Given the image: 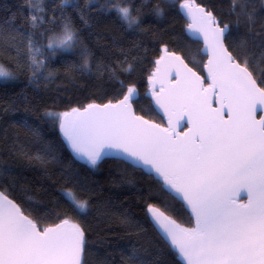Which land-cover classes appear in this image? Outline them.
Masks as SVG:
<instances>
[{
    "label": "snow or ice",
    "instance_id": "obj_1",
    "mask_svg": "<svg viewBox=\"0 0 264 264\" xmlns=\"http://www.w3.org/2000/svg\"><path fill=\"white\" fill-rule=\"evenodd\" d=\"M26 2L31 5L30 23L35 29L43 23L35 14L44 11L42 0ZM69 2L61 0L62 5ZM247 2L230 0V9L238 20L243 16L251 25L253 16L247 11ZM179 6L189 21L187 31L202 40L207 76L197 74L166 45L162 47L148 76V95L163 112L167 126L134 110L137 88L126 85L117 75L118 70H134L133 62L127 59L107 69L109 78L117 80L121 89L115 102L46 111L45 116L58 125L78 159L95 167L104 156L116 155L122 162L146 168L191 210L195 224L184 227L155 206L147 209L158 234L185 264H264V116L256 119L258 110L264 112V86H260L264 79L258 84L246 51L234 55L230 50L226 43L232 39L228 23L195 0H183ZM113 8L130 29L138 25L130 6L117 3ZM155 11L163 15L159 7ZM6 23L0 24V45L16 47L19 53V44H23L29 70L35 74L44 68L36 56L41 48L32 35L12 27V20ZM77 43L75 30L65 22L61 33L48 38L46 47L51 57L57 50L72 51ZM240 46L247 48L246 42ZM81 55V67L87 70L89 53L85 50ZM103 68L97 66L101 74ZM14 78L13 72L0 63V79ZM213 101L218 107H213ZM19 125L33 131L27 120ZM184 127L187 131L179 130ZM5 174L7 170L0 169V176ZM63 195L74 209L87 211L86 200L78 199L70 190ZM126 222L130 223L127 218ZM85 243V233L78 224L65 218L40 227L0 191V264H82ZM126 264L149 262L142 250L133 246Z\"/></svg>",
    "mask_w": 264,
    "mask_h": 264
},
{
    "label": "trees",
    "instance_id": "obj_2",
    "mask_svg": "<svg viewBox=\"0 0 264 264\" xmlns=\"http://www.w3.org/2000/svg\"><path fill=\"white\" fill-rule=\"evenodd\" d=\"M182 2L70 0L62 5L61 0H42L44 11L35 14L43 23L34 29L31 5L26 0H0V24L7 26L6 22L12 20V27L31 34L42 50L37 60L45 64L33 74L27 67L30 61L23 44L17 41L19 53L16 47L0 45V63L15 77L0 79V169L7 170L0 176V191H5L40 227L65 218L78 224L86 241L82 264H126L133 246L142 250L149 264H183L154 228L147 209L155 206L182 226L193 227L184 205L166 192L160 181L126 162L102 159L93 167L75 159L58 125L45 116L46 111L64 112L88 103L115 102L121 89L117 80L109 78L107 69L127 59L133 62L134 70H118L117 75L126 85L136 86V113L164 125L146 96L148 76L162 47L166 45L180 54L201 75L206 63L202 45L186 34L187 22L179 6ZM195 2L230 25L232 39L226 43L234 55L247 52L250 70L260 84L264 79V0H248L251 25L243 16L238 20L232 14L230 0ZM117 3L130 6L138 25L130 29L119 18L113 8ZM157 7L163 11L162 16L156 14ZM65 22L71 23L78 43L72 51L57 50L50 57L48 38L61 33ZM242 42H246V49L240 46ZM85 50L89 53L87 70L81 67V52ZM98 65L104 66L103 74L97 70ZM22 120H27L33 131L21 127ZM66 190L86 200L87 211L74 209L63 195Z\"/></svg>",
    "mask_w": 264,
    "mask_h": 264
},
{
    "label": "water",
    "instance_id": "obj_3",
    "mask_svg": "<svg viewBox=\"0 0 264 264\" xmlns=\"http://www.w3.org/2000/svg\"><path fill=\"white\" fill-rule=\"evenodd\" d=\"M196 3V2H195ZM197 4V3H196ZM199 5V4H198ZM200 6H202V5H200ZM202 7H204V6H202ZM206 10H208L206 7H204ZM181 12H182V15H183V17H184V19L186 20V22H187V24L189 23V21H188V19H187V17L184 15V12L181 10ZM186 34H187V36L190 38V39H192L193 41H196V42H199L201 45H202V49H203V43H202V40L197 36V34H195V33H191V32H188L187 31V27H186ZM202 54H203V56L204 57H206V55H204V53L202 52ZM180 55V54H179ZM182 57V56H181ZM183 58V57H182ZM184 59V58H183ZM185 61V60H184ZM185 63H187L186 61H185ZM206 63H207V57H206ZM189 66V65H188ZM190 67V66H189ZM192 68V67H191ZM194 70V69H193ZM195 71V70H194ZM197 72V71H196ZM197 74H199L198 72H197ZM199 75H201V74H199ZM201 76H204V77H206L207 76V72H206V70H204V75H201ZM207 83H208V81H205V86L207 85ZM148 92H149V90H148ZM148 92L146 93V96L151 100V102H152V105H153V107H154V109L156 110V112L164 119V121H165V124L163 125V126H167V119L164 117V114H163V112L161 111V110H159L158 108H156V106H155V103H154V101L151 99V97H150V95H148ZM98 104V103H97ZM213 107H218V105H216L215 104V101H213ZM133 108H134V106H133ZM135 110V109H134ZM261 116H264V112H261V111H257V113H256V119L257 120H259L260 118H261ZM225 118H227V116H226V114H225ZM154 122V121H153ZM155 123H157V122H155ZM185 123H186V121H185ZM159 124V123H158ZM162 125V124H161ZM180 131H187V128L186 127H184V128H182V129H179ZM62 134V133H61ZM65 141V140H64ZM66 142V141H65ZM67 144V143H66ZM69 147V146H68ZM69 149H70V151L72 152V150H71V148L69 147ZM72 154H73V156H74V158L75 159H77V160H79V161H81V162H85V161H83V160H81V159H78L77 157H76V155L72 152ZM102 159H116V160H120V159H118L117 158V156L116 155H108V156H104ZM101 159V160H102ZM99 162V161H98ZM126 163H128V162H126ZM128 164H130V163H128ZM130 165H132V164H130ZM133 166V165H132ZM134 168H136V169H139V170H142L144 173H146L147 175H149V176H153L156 180H158V181H160L161 183H162V180L154 173V172H150L148 169H146V168H142V167H136V166H133ZM164 188V187H163ZM165 189V188H164ZM165 191L166 192H168L166 189H165ZM169 193V192H168ZM173 198H174V194H170ZM177 201H179L181 204H183L184 205V207L186 208V210L189 212V214L191 215V217H192V219H193V224H195V220H194V217L192 216V214H191V210L190 209H188L187 207H186V205L182 202V201H180L179 200V198H175ZM241 199H245V194L244 193H241ZM22 210V209H21ZM167 215V214H166ZM148 216H149V219H150V214L148 213ZM150 221H151V219H150ZM151 223H152V221H151ZM153 224V223H152ZM194 226V225H193ZM157 230V229H156ZM157 232H158V230H157ZM161 237H162V235L161 234H159ZM162 239L166 242V240L162 237ZM167 243V242H166ZM168 244V243H167ZM169 245V244H168ZM174 250V249H173ZM175 251V250H174ZM84 252H85V248H84ZM178 255V254H177ZM83 257H84V253H83V256H82V261H83ZM179 259L183 262V264H185V262L182 260V258H180L179 257Z\"/></svg>",
    "mask_w": 264,
    "mask_h": 264
},
{
    "label": "rangeland",
    "instance_id": "obj_4",
    "mask_svg": "<svg viewBox=\"0 0 264 264\" xmlns=\"http://www.w3.org/2000/svg\"><path fill=\"white\" fill-rule=\"evenodd\" d=\"M41 51H42V50H41ZM40 54H41V53H37L36 56L38 57V56H40ZM2 80H4V79H2ZM72 193H73V192H72ZM73 194H74V193H73ZM74 195H75V194H74Z\"/></svg>",
    "mask_w": 264,
    "mask_h": 264
}]
</instances>
